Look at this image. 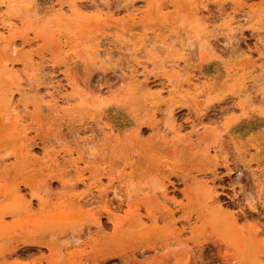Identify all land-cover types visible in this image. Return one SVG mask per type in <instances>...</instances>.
Segmentation results:
<instances>
[{
  "label": "rangeland",
  "instance_id": "1",
  "mask_svg": "<svg viewBox=\"0 0 264 264\" xmlns=\"http://www.w3.org/2000/svg\"><path fill=\"white\" fill-rule=\"evenodd\" d=\"M76 1L87 8L73 12L69 0L0 4V264H249L264 251V0H204L200 14L189 0ZM243 13L226 31L224 21ZM12 35L18 57L8 52ZM98 36L112 40L106 64L93 63ZM147 39L156 52L149 61ZM135 48L148 62L144 74ZM173 58L179 74L156 66ZM23 67L26 78L17 76ZM192 74L204 82L199 97L185 82ZM53 84L67 101H48ZM163 98L183 134L163 132L154 116ZM87 146L82 162L76 151ZM114 175L123 196L109 187Z\"/></svg>",
  "mask_w": 264,
  "mask_h": 264
},
{
  "label": "bare ground",
  "instance_id": "2",
  "mask_svg": "<svg viewBox=\"0 0 264 264\" xmlns=\"http://www.w3.org/2000/svg\"><path fill=\"white\" fill-rule=\"evenodd\" d=\"M24 1V0H23ZM5 2H8V3H10V2H14V0H4V3ZM34 2L36 3V5H38V0H34ZM85 2V1H84ZM84 2H80V1H76V0H69V2L67 3V5H66V7H68V9L69 10H71V11H76V13L77 12H80L81 10H83L84 8H87L85 5H86V2H85V4H83ZM181 2V1H180ZM21 3V2H20ZM219 3V2H218ZM217 3V4H218ZM65 4V3H64ZM220 4V3H219ZM54 5V4H53ZM52 5V6H53ZM56 5H57V3H56ZM87 5H89L88 3H87ZM17 7H18V5H16ZM65 6V5H64ZM64 6H63V3H59V8L58 9H55V10H57V13H59V14H63L64 13V11L66 10V8H65V10H64ZM93 7H91L90 6V8H94V6H95V9L96 8H98L99 7V4H97V3H94L93 5H92ZM132 6V7H131ZM131 6H129V7H131L132 9H133V11H134V13H135V11L137 10V4L136 3H134V4H131ZM187 6V5H186ZM101 7V6H100ZM103 7V6H102ZM129 7H127V9L129 8ZM177 7H180V4L179 5H177ZM183 7H185L184 5H183ZM190 10H191V13L193 14V13H197V14H200V13H202L203 12V10L204 9H207V4H206V2L204 1V0H189L188 1V6H187ZM186 7V8H187ZM1 8V7H0ZM19 8H20V6H19ZM52 8V7H51ZM88 8H89V6H88ZM156 8V7H155ZM188 8H187V10H188ZM14 9V8H13ZM16 9V8H15ZM67 9V10H68ZM110 8H107V10H109ZM85 10V9H84ZM100 10H102V8L100 9ZM99 10V11H100ZM107 11L106 9H103V11ZM176 10H177V8H176ZM49 11V10H48ZM122 11V10H121ZM189 11V10H188ZM193 11V12H192ZM209 11V10H208ZM219 13H218V18L219 17H224V11L220 8L219 10ZM217 11V12H218ZM52 12V11H51ZM101 12V11H100ZM113 12V11H112ZM115 12V14L116 13H118V12H116V11H114ZM113 12V13H114ZM190 12V11H189ZM46 13V12H45ZM67 13V12H66ZM113 13H111V14H113ZM130 13V12H129ZM128 13V14H129ZM78 15H80L79 13H78ZM81 15H83V14H81ZM105 15V14H104ZM114 15V14H113ZM118 15V14H117ZM161 15H163V14H161ZM107 16V15H106ZM108 16H110V15H108ZM107 16V17H108ZM194 16V18H195V15H193ZM84 17V16H83ZM92 17H93V15H92ZM106 17V18H107ZM112 18H114L113 16H111ZM230 17V18H229ZM228 17V19H226L225 21H224V23H223V25H224V27L226 28V29H228V30H226V31H228V32H232V30H233V26L232 25H237L238 23H240L242 20H244V19H246L247 18V14L245 13H243L242 15H239V16H236L235 18H234V15H232V16H229ZM2 18V20H3V16L1 17ZM90 18H91V16H90ZM94 18V17H93ZM100 18V17H99ZM211 18V17H210ZM214 18H215V16H214ZM5 19V18H4ZM104 19V18H103ZM110 19V18H109ZM163 19V18H162ZM212 19V18H211ZM1 20V21H2ZM102 20V19H101ZM195 20V19H194ZM92 21H94V20H92ZM109 21V20H108ZM112 21V20H111ZM114 21V20H113ZM94 22H96V18H95V21ZM102 22H103V20H102ZM101 22V23H102ZM107 22V21H106ZM117 21H114V22H112V23H110V24H108L109 25V27L111 26V25H116L117 23H116ZM215 22V21H214ZM235 23V24H234ZM5 24H7V22L5 23ZM13 24V19L11 20H9L8 21V24L7 25H2V29H6L7 28V26L9 25V26H11ZM103 24V23H102ZM105 24V23H104ZM205 24V23H204ZM216 24V23H215ZM189 25H191V24H189ZM198 25V24H197ZM200 25H201V23H200ZM105 26V25H104ZM125 26V25H124ZM199 26V25H198ZM197 26V27H198ZM210 26V25H209ZM222 26V25H221ZM220 26V27H221ZM112 27V26H111ZM129 27V26H128ZM196 27V26H195ZM203 26H201V27H199V28H202ZM0 28H1V26H0ZM87 28V27H86ZM109 29V28H108ZM105 30V29H104ZM212 30V29H211ZM210 30V31H211ZM94 31V30H93ZM97 31V30H96ZM111 31V30H110ZM181 31V30H180ZM209 31V32H210ZM2 32V31H1ZM182 32V31H181ZM184 32V31H183ZM214 32V31H213ZM93 33V32H92ZM98 33H99V31H98ZM113 33V32H112ZM185 33V32H184ZM208 33V32H207ZM102 34H103V32H102ZM180 34V33H179ZM26 35V34H25ZM205 35V34H204ZM21 36H24V34L23 35H21ZM84 36V35H83ZM102 36V35H101ZM116 36V35H115ZM114 36V37H115ZM195 36H197V37H199V34H196ZM210 36V35H209ZM99 37V36H98ZM117 37V36H116ZM194 37V36H193ZM226 37V36H225ZM229 37V36H228ZM81 38V37H80ZM113 38V37H112ZM28 39V38H27ZM173 39H175V38H173ZM177 39V38H176ZM175 39V40H176ZM29 40V39H28ZM113 40H115L114 38H113ZM152 40V39H151ZM18 40L17 39H15V36H11V38L9 39V50H8V52L10 53H14V55L15 56H17L18 57V55H19V53H21L20 52V50H22V49H20L19 47H18V42H17ZM26 40H24V39H22V43H24ZM110 41H112V40H110L109 39V36H105V37H99V39H97V41H96V43H95V45H94V48L90 51L91 53H92V56H93V58H95V61H93V63L94 62H96V61H98L97 63L99 64L100 62L101 63H104V64H106L105 62H108V61H110L111 62V58H110V56L108 55V53L110 52V48H111V43H109ZM154 41H156V40H154ZM178 41H179V39H178ZM180 41H182V40H180ZM179 41V42H180ZM183 41H184V39H183ZM182 41V42H183ZM112 43H114V42H112ZM140 43V42H139ZM138 43V44H139ZM159 43V42H158ZM161 43V42H160ZM165 43H166V41H165ZM172 43H173V41H172ZM171 43V44H172ZM31 44V43H30ZM155 43L153 42H151L149 39H147L146 41H145V47H148V49L146 50V52H145V54H146V58H147V60L149 61V59L152 57V55H154V54H156V52H155V45H154ZM193 44V43H192ZM29 45V44H28ZM116 45V44H115ZM127 45V44H126ZM162 46H163V44H161ZM184 45V42H183V44H182V46ZM206 45V42H204V41H201L200 42V44H199V49H200V51H203V48H204V46ZM27 46V45H26ZM125 46V45H124ZM138 46V45H137ZM157 46V45H156ZM188 46V45H187ZM3 47V46H2ZM4 47H5V45H4ZM24 47V46H23ZM158 47V46H157ZM119 48V47H118ZM139 48H141V47H139ZM139 48H135L134 50H133V54H134V56H135V61H136V64L138 63V64H142V65H140L142 68H143V70H142V72L141 73H143L144 74V68H146V66H147V64H148V62L146 61V63H145V61H142L140 58L141 57H143V55L144 54H141L142 53V51H138L137 49H139ZM191 48V47H190ZM128 49V48H127ZM156 49H159V48H156ZM90 50V49H89ZM126 50V49H125ZM124 50V51H125ZM140 50V49H139ZM168 50V49H167ZM113 51V50H112ZM184 51V50H183ZM182 50L180 51H178V54H176V58L177 59H182V57H184L185 56V53L183 52ZM7 52V53H8ZM126 52V51H125ZM114 53V52H113ZM149 53L151 54V57H150V55H149ZM192 53V52H191ZM22 54V53H21ZM130 54H132V53H130ZM132 54V55H133ZM111 55H113V54H111ZM114 55H116V54H114ZM118 55H120V54H118ZM125 55V54H124ZM147 55H148V57H147ZM189 55V54H188ZM1 56V55H0ZM26 56H27V54H26ZM30 56V55H29ZM41 56V55H40ZM91 56V57H92ZM125 56H127V55H125ZM10 57V56H9ZM21 57V56H20ZM115 58H116V56H114ZM15 58V57H14ZM92 58V59H93ZM188 58V57H187ZM4 58H2V61H5V60H3ZM16 59V58H15ZM30 59V58H29ZM32 59H34L33 57H32ZM66 59V58H65ZM127 60V59H126ZM131 60V59H130ZM15 61L16 60H14V63H15ZM19 61V60H18ZM23 61V60H22ZM46 61V60H45ZM113 61V60H112ZM134 61V60H133ZM162 61V60H161ZM6 62V61H5ZM17 62V61H16ZM23 62H25V61H23ZM22 62V63H23ZM41 62L43 63L44 61H42L41 60ZM47 62V61H46ZM64 63H65V61H63ZM181 62V61H180ZM182 62H184V61H182ZM2 63V62H1ZM4 63V62H3ZM38 63V62H37ZM123 63V62H122ZM134 63V62H133ZM10 63H8V64H3L2 66L4 67V68H8V69H10L9 68V65ZM21 64V63H20ZM19 63H18V65H20ZM33 64V63H32ZM35 64V63H34ZM33 64V65H34ZM136 64H134V65H136ZM183 64H185V63H183ZM187 64V63H186ZM31 65V64H30ZM128 65V64H127ZM132 65V64H131ZM160 65V67L162 68V67H167L168 69H173L175 72H174V74H179V72L181 71V66L182 65H180V63H179V61H177V60H175L174 58H173V60H170V61H164L163 63L161 62V64H158V65H156V66H159ZM8 66V67H7ZM16 66H17V64H16ZM126 66V65H125ZM129 66V65H128ZM149 66V65H148ZM188 66V65H187ZM31 68H32V66H30ZM34 67V66H33ZM152 67V66H151ZM155 67V66H154ZM37 68H38V65H37ZM40 68V67H39ZM121 68V67H120ZM133 68H134V66H133ZM135 68H136V66H135ZM256 68V67H255ZM140 69V68H139ZM147 69V68H146ZM163 69V68H162ZM186 69V68H185ZM5 70H7V69H5ZM30 70V69H29ZM33 69H31V72H33L32 71ZM34 70H36V67H35V69ZM132 71V70H131ZM141 71V70H140ZM183 71V70H182ZM254 71V70H253ZM258 71V70H257ZM16 72V71H15ZM190 72H191V70H190ZM194 72V71H193ZM137 73H139V74H141L140 72H137ZM146 73V72H145ZM148 73V72H147ZM172 73V72H171ZM251 73V72H250ZM249 73V74H250ZM8 74V73H7ZM9 74H11V73H9ZM8 74V75H9ZM31 73L27 70V69H25L24 67L22 68V70L19 72V75H17V76H19L20 78H26V76L28 75H30ZM33 74H34V72H33ZM36 74V73H35ZM186 74V73H185ZM188 74V73H187ZM191 74V73H190ZM16 75V74H15ZM14 75V76H15ZM133 75V74H132ZM136 75V74H135ZM147 75V74H146ZM180 75H181V73H180ZM252 75V74H251ZM254 75V74H253ZM252 75V76H253ZM137 76V75H136ZM167 76V81L169 82V83H171L172 82V80H173V78H172V75H166ZM178 76V78H179V75H177ZM247 76V75H246ZM250 76V75H249ZM183 77H184V75H183ZM136 78V77H135ZM149 78V77H148ZM148 78H146V79H148ZM205 78V77H204ZM17 79H18V77H17ZM144 79V78H143ZM142 79V80H143ZM162 79V78H161ZM183 79V78H182ZM201 79H203V78H201ZM246 79V78H245ZM254 80H255V78H253ZM3 80V79H2ZM20 80V79H19ZM30 81V80H29ZM182 81V80H181ZM203 81H204V79H203ZM208 81V80H207ZM249 81V80H248ZM3 82V81H2ZM22 82V81H21ZM20 82V83H21ZM26 82H28V80L26 79ZM157 82V81H156ZM179 82V81H178ZM186 84H187V88L188 89H191L192 91H193V93H194V95L196 96V97H199V96H201V95H203L204 93H205V86H204V82H201V80H200V78H199V76H195V74H192V75H186ZM251 83H253L252 81H250ZM141 83H142V81H141ZM140 83V84H141ZM22 84V83H21ZM28 84V83H27ZM138 84H139V82H138ZM17 85H18V83H17ZM52 85V84H51ZM53 85H55V86H53L54 87V90L51 92L50 91V93H49V89L47 88V90H48V101H52L53 102V105L55 104H58V102H59V99H61L62 101H67L68 100V98L67 97H63V96H58L57 95V91L58 90H60L59 89V87L56 85V84H53ZM70 85L72 86L73 85V83H70ZM142 85V84H141ZM145 87H146V89H151V88H153V86L152 85H150V83H145V84H143ZM170 85V84H169ZM22 86V85H21ZM139 86V85H138ZM144 86H143V88H144ZM186 86V85H185ZM248 86V85H247ZM19 87V86H18ZM53 87H51V88H53ZM62 88V87H61ZM67 88V87H66ZM175 88V87H174ZM185 88V87H184ZM247 88V87H246ZM164 89V88H163ZM176 89V88H175ZM34 91H35V89H34ZM157 91H158V89H157ZM27 92V91H26ZM37 92H41V91H39V88H38V91ZM60 92V91H59ZM166 92V91H165ZM173 92V91H172ZM157 93H160V92H157ZM163 92H161L160 93V96H161V94H162ZM176 93H178V92H176ZM25 94V93H24ZM163 94H165V93H163ZM10 95V94H9ZM23 95V94H22ZM43 94H41V96H42ZM65 95V94H64ZM47 96V95H46ZM46 96H45V98H46ZM207 97H206V99H209V94L207 93V95H206ZM44 97V96H43ZM42 97V98H43ZM168 97H169V95H168ZM71 98V97H70ZM69 98V99H70ZM195 99H197V98H194V100ZM261 99H263V98H261ZM71 101V100H70ZM147 101H149V100H147ZM146 101V102H147ZM158 101V100H157ZM208 101V100H207ZM247 101V100H246ZM261 101V100H260ZM263 101H264V99H263ZM154 102V101H153ZM262 102V101H261ZM260 102V103H261ZM44 103V102H43ZM63 103V102H62ZM150 103H151V101H150ZM206 103V102H205ZM45 104H48V103H45ZM50 104V103H49ZM48 104V105H49ZM65 104V103H64ZM52 105V106H53ZM27 106V105H26ZM25 106V107H26ZM51 106V107H52ZM30 107V106H29ZM172 101H170V100H168V99H160L158 102H157V105L155 106V110H157L156 112H154V116L155 117H157V119H160V120H162L161 122L163 123V132H166V133H170V132H175V133H182V131H183V129H184V127L182 126V125H177V126H174L173 124H174V121H175V118L173 117L174 115L172 114V111H173V109H172ZM255 108V107H254ZM19 109V108H18ZM60 109V108H59ZM243 109V108H242ZM256 109V108H255ZM262 109V106H261V108H259V111ZM252 110V109H251ZM11 111H13V116H14V121L15 122H17V121H19L20 120V114H19V110H17V105H13L12 106V110ZM21 112V111H20ZM264 113V112H263ZM200 116V115H199ZM202 116V115H201ZM203 118L205 119V117L203 116ZM13 119V118H12ZM207 119H209V118H207ZM207 119L205 120V121H207ZM156 120V119H155ZM199 120V119H198ZM201 121V120H200ZM168 123H172V124H170V129L169 130H167L166 131V126H167V124ZM177 123V122H176ZM192 123V122H191ZM190 123V124H191ZM56 124V123H55ZM192 125V124H191ZM206 125V124H205ZM207 125H209V124H207ZM158 126V125H157ZM157 126H156V128H157ZM197 125L196 124H194V128L196 127ZM199 127V126H198ZM185 130H186V128H185ZM197 130V129H196ZM195 130V131H196ZM154 131H155V129H154ZM162 131V130H161ZM194 131V132H195ZM217 131H221V129L220 130H217ZM143 132V131H142ZM191 132H193V131H191ZM161 133V132H160ZM196 134H197V132H195ZM183 134V133H182ZM192 134V133H191ZM195 134V135H196ZM220 134V133H219ZM193 136V135H192ZM87 137V136H86ZM188 137V136H187ZM189 137H191V136H189ZM75 138V137H74ZM73 138V139H74ZM92 139V138H91ZM177 139V138H176ZM179 139H181V138H179ZM177 140V141H180V140ZM215 139V138H214ZM84 140V139H83ZM168 140H169V138H168ZM167 140V141H168ZM187 140V139H186ZM216 140V139H215ZM74 141V140H73ZM78 141V140H77ZM75 142V141H74ZM85 142V141H84ZM87 142H89L88 140H86V143ZM262 142V141H261ZM79 143V142H78ZM183 143V142H182ZM211 143H213V142H211ZM75 144V143H74ZM72 145V146H75V145ZM83 145H84V143H83ZM82 145V146H83ZM86 146V145H85ZM257 146H260V145H257ZM256 146V147H257ZM212 146H210V148H211ZM213 148V147H212ZM81 149H82V147H81ZM81 149H78L76 152L78 153V155L80 156V158H81V161L82 162H86V159H85V156L87 155H89V154H91V152L89 151V149H90V146L88 147H86V148H83L82 150ZM189 149V148H188ZM69 150V149H68ZM214 151H215V153H217L218 151H220L219 150V148H218V144L217 145H214V149H213ZM72 151V150H71ZM202 152H204V151H202ZM211 152V151H210ZM213 152V151H212ZM69 153H72V152H69ZM206 153H208V152H206ZM72 155V154H71ZM92 157V156H91ZM79 160V159H78ZM76 162V161H75ZM72 165V164H71ZM74 165V164H73ZM76 166H78V165H76ZM75 167V166H74ZM101 181V180H100ZM121 182H123V180H121L120 179V175H114V176H109V187L111 188V191H112V193H114V194H116V196H118V197H120V196H123L124 195V193H123V189L122 188H118L117 186H118V184H120ZM260 183H262V180H260L259 181ZM264 183V182H263ZM262 183V184H263ZM96 187H98L99 188V185H96ZM103 189V188H102ZM101 189V190H102ZM100 191V190H99ZM88 195V194H87ZM90 195V194H89ZM91 196V195H90ZM103 196V195H102ZM94 197V196H93ZM15 198H16V196H15ZM90 198H92V197H90ZM213 198H215V197H213ZM14 199V198H13ZM18 199V198H17ZM218 199V198H217ZM79 200V199H78ZM214 200V199H213ZM16 203V202H15ZM253 204V203H252ZM2 205V204H1ZM5 205H8V204H5ZM82 205V204H81ZM222 205V204H221ZM254 205V204H253ZM3 206V205H2ZM2 206H0V207H2ZM10 206V205H9ZM220 206V205H219ZM251 207V206H250ZM12 209H13V207H11ZM109 208V207H108ZM11 209V210H12ZM109 210V209H108ZM107 210V211H108ZM78 216H79V213L78 212H76V211H74ZM219 213V212H218ZM116 214V213H115ZM233 220V219H232ZM116 221V220H115ZM117 222V221H116ZM117 223H119V222H117ZM61 250V249H60ZM17 253V252H16ZM15 253V254H16ZM13 257V256H12Z\"/></svg>",
  "mask_w": 264,
  "mask_h": 264
},
{
  "label": "snow or ice",
  "instance_id": "3",
  "mask_svg": "<svg viewBox=\"0 0 264 264\" xmlns=\"http://www.w3.org/2000/svg\"><path fill=\"white\" fill-rule=\"evenodd\" d=\"M4 0H0V4H3ZM262 112H264V107H262L261 109ZM226 126H227V121H226ZM253 196H249V201H251L253 199ZM261 203H264V190L261 191ZM247 210V206L242 207L241 211H246ZM253 211L255 212L256 209L253 208ZM261 213H262V218H264V208L260 209ZM196 264H214L213 261H202L199 258L196 261ZM249 264H264V251H261L252 261L249 262Z\"/></svg>",
  "mask_w": 264,
  "mask_h": 264
}]
</instances>
